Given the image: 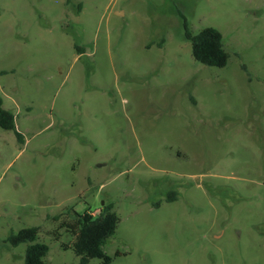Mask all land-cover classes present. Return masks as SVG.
Segmentation results:
<instances>
[{"label":"rangeland","instance_id":"obj_1","mask_svg":"<svg viewBox=\"0 0 264 264\" xmlns=\"http://www.w3.org/2000/svg\"><path fill=\"white\" fill-rule=\"evenodd\" d=\"M0 97L24 138L0 126V264L28 226L79 264L53 217L107 203L111 264H264V0H0Z\"/></svg>","mask_w":264,"mask_h":264},{"label":"trees","instance_id":"obj_2","mask_svg":"<svg viewBox=\"0 0 264 264\" xmlns=\"http://www.w3.org/2000/svg\"><path fill=\"white\" fill-rule=\"evenodd\" d=\"M180 15L183 18L184 35L191 42L194 58L208 66H226L230 55L224 46L222 32L216 27L206 26L198 33H194L187 17ZM0 126L6 130L15 131L18 140L23 142V134L16 126L15 113L4 106L1 97ZM53 219L59 221V224L50 230L49 234L57 240L62 237L63 233L69 234L73 240L68 243L64 242L62 246L76 253L80 258L79 264H90L95 258L101 259L104 264H111L113 258L105 251V245L116 233L120 223V217L114 210L113 203L103 205L98 213L79 212L71 206L55 215ZM39 235V226H28L16 233H11L7 241L13 246L28 243L25 264H45L50 246L46 242L39 241Z\"/></svg>","mask_w":264,"mask_h":264}]
</instances>
